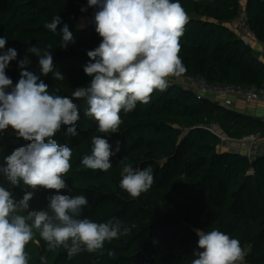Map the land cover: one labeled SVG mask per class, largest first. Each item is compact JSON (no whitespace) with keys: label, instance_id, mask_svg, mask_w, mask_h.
Wrapping results in <instances>:
<instances>
[{"label":"trees","instance_id":"obj_1","mask_svg":"<svg viewBox=\"0 0 264 264\" xmlns=\"http://www.w3.org/2000/svg\"><path fill=\"white\" fill-rule=\"evenodd\" d=\"M180 3L189 20L179 41V55L186 67L179 77L202 76L211 83L242 88L264 86V62L229 27L239 15L240 0ZM82 7L87 11L81 12ZM94 11L87 7V0H0V36L7 38L5 50L15 48L18 53L6 69L13 84L20 78L18 62L27 55L26 70L47 83L50 93L71 97L73 90L86 86L91 79L83 71L90 62L87 51L101 42L95 32ZM245 12L251 30L264 42V0H246ZM55 15L62 19L53 33L44 24ZM85 17L92 22L77 28ZM65 24L75 37L66 49L59 47ZM47 44L52 45L53 71L65 76L62 81L54 80L52 73L42 75L39 58L27 52L32 45L43 49ZM73 102L80 114L76 122L79 135L66 137L67 126H62L55 136L72 148V167L65 177L69 187L60 194L85 195L89 203L82 209V218L95 222L117 218L129 232L105 242L103 254L82 251L72 259L62 247L49 251L37 233L27 245L29 264H41V256L47 264H190L197 250L194 229L229 234L245 250L243 264H264V153L247 158L218 150L220 135L244 140L264 131V122L169 80L167 89L154 92L149 103L120 113L119 132L104 137L112 147V167L107 172L93 171L83 168L81 159L90 154L91 138L102 134L84 114L86 99ZM26 143L11 128L0 133V163ZM122 159L136 169L153 170L152 186L138 198L119 186ZM0 184L10 187L2 176ZM11 190L16 199L22 198L21 187ZM39 194L41 200L35 201ZM54 194L40 190L30 207L46 209V197ZM108 250L115 256L109 257Z\"/></svg>","mask_w":264,"mask_h":264},{"label":"clouds","instance_id":"obj_2","mask_svg":"<svg viewBox=\"0 0 264 264\" xmlns=\"http://www.w3.org/2000/svg\"><path fill=\"white\" fill-rule=\"evenodd\" d=\"M87 7L95 9L93 21L101 42L87 51L90 62L83 71L90 82L73 90L71 97L50 93L47 83L26 70L27 55L18 62L20 78L13 84L6 69L18 53L15 48L5 50L7 38L0 36V133L11 128L27 142L0 163V176L10 186L0 184V264H29L27 245L37 233L49 251L62 247L68 259L82 251L103 254L105 242L128 234L117 218L106 222L82 218V209L89 203L85 195L60 194L69 187L65 177L72 167V148L55 136L62 126H67L66 137L79 135L80 114L73 99H86L84 114L102 135L91 138L90 154L82 157L81 165L107 172L113 151L104 137L119 132L120 113L149 103L154 92L167 89L169 77L186 72L179 41L189 17L180 0H87ZM85 11L82 7L81 12ZM61 19L55 15L44 27L56 33ZM60 34V48L75 43L68 25ZM51 48V44L43 49L32 45L27 52L39 58L42 75L52 73L54 80L62 81L64 74L53 71ZM120 163L119 186L130 197L138 198L150 189L154 182L151 167L136 169L125 159ZM15 187L22 188V198L14 197L11 189ZM42 189L56 194L46 197V209H32L30 201ZM194 231L197 250L190 264H243L246 253L238 239L218 229ZM107 254L115 256L112 250ZM40 261L47 264L43 256Z\"/></svg>","mask_w":264,"mask_h":264},{"label":"built area","instance_id":"obj_3","mask_svg":"<svg viewBox=\"0 0 264 264\" xmlns=\"http://www.w3.org/2000/svg\"><path fill=\"white\" fill-rule=\"evenodd\" d=\"M236 33L249 43L258 41L255 33L249 26L246 12L241 13L236 20ZM261 54L264 55V44L261 47ZM169 80L190 89L197 96L217 99L218 103L226 108H232L236 99H243L249 103L264 104V86L242 88L236 85L211 83L206 81L202 76L169 77ZM261 121L264 122V113L261 114ZM262 139H264V131L249 137L247 154L255 156L264 153V147L260 146Z\"/></svg>","mask_w":264,"mask_h":264},{"label":"crops","instance_id":"obj_4","mask_svg":"<svg viewBox=\"0 0 264 264\" xmlns=\"http://www.w3.org/2000/svg\"><path fill=\"white\" fill-rule=\"evenodd\" d=\"M245 6H246V0H240V11L239 15L243 12H245ZM238 15V17H239ZM237 17V18H238ZM237 20V19H236ZM236 20L233 21L229 27L236 33ZM237 34V33H236ZM241 38V37H240ZM248 46L251 47L254 54L258 57L259 60L264 62V55L261 54V47L264 42L257 41L254 43H249L245 41L243 38H241ZM213 102H219L217 99L209 98ZM233 110H235L238 113H241L243 115H246L251 118H256L261 120V114L264 113V104L261 103H249L245 102L243 99H236L234 101ZM227 145H230L231 152H237L242 154L241 152H246V141L240 140V141H232L229 140V142L226 143ZM226 145V146H227ZM262 147H264V139H262Z\"/></svg>","mask_w":264,"mask_h":264},{"label":"rangeland","instance_id":"obj_5","mask_svg":"<svg viewBox=\"0 0 264 264\" xmlns=\"http://www.w3.org/2000/svg\"><path fill=\"white\" fill-rule=\"evenodd\" d=\"M92 22V19L91 18H81L77 24V28H82V27H85L87 26L89 23ZM215 132H217L215 129H214ZM219 133V132H217ZM220 138H221V145L219 146L218 150L219 151H231V149L229 148L230 145H227L226 143L229 142V139L225 138L224 136L220 135ZM246 141V144H247V147H246V151L249 149V141H248V138L247 139H244ZM227 145V146H226ZM260 146H262V141H260ZM242 155L246 156L247 158H252L254 157V155H250V154H247V152H241ZM41 200V195L39 194L38 198H36L35 201H40Z\"/></svg>","mask_w":264,"mask_h":264},{"label":"water","instance_id":"obj_6","mask_svg":"<svg viewBox=\"0 0 264 264\" xmlns=\"http://www.w3.org/2000/svg\"><path fill=\"white\" fill-rule=\"evenodd\" d=\"M205 129L208 131H211L212 128H211V126H206Z\"/></svg>","mask_w":264,"mask_h":264}]
</instances>
